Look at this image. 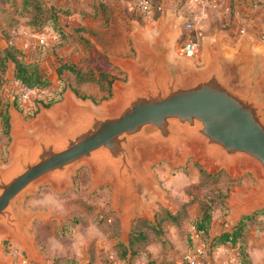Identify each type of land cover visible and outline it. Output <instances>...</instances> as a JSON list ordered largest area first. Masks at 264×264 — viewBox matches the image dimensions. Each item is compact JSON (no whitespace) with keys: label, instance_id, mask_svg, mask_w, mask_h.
Masks as SVG:
<instances>
[{"label":"water","instance_id":"95a60500","mask_svg":"<svg viewBox=\"0 0 264 264\" xmlns=\"http://www.w3.org/2000/svg\"><path fill=\"white\" fill-rule=\"evenodd\" d=\"M172 34L162 27L151 36L135 35L134 58L116 62L127 80L114 86L105 104L79 100L68 88L54 110L40 109L28 124L10 100L8 156L0 162V234L15 247L34 255L26 230L38 213L20 210V200L43 183L62 191L82 164L89 165L94 185L109 180L123 227L132 214L145 213L160 197L146 153L165 151L181 163L193 147L209 168H248L260 184L235 194L233 218L264 205V53L249 40L227 52L219 39L201 36L197 65L176 56ZM0 264H7L1 256Z\"/></svg>","mask_w":264,"mask_h":264},{"label":"rangeland","instance_id":"374dc122","mask_svg":"<svg viewBox=\"0 0 264 264\" xmlns=\"http://www.w3.org/2000/svg\"><path fill=\"white\" fill-rule=\"evenodd\" d=\"M97 1L43 0L44 5L48 6L51 2L60 9L59 23L63 25L67 20L70 23L68 16L72 7L75 10L80 7L86 9L82 3ZM153 1L148 13H140L135 0L122 10H130L133 16L147 18L158 12L162 3L161 0ZM21 3L22 0H0V48L15 45L22 49L24 59L37 62L42 74L49 80L46 87L38 88L30 104L23 107L16 80H13V75L11 78L5 74L1 96L14 102V109L21 118L31 124L40 109L54 110L59 99L51 106H46L45 102L63 86L61 95L69 88L76 98L88 100L96 106L111 100L114 86L127 80L126 72L117 65L116 60L135 56L134 39L126 36V30L117 25L116 14L110 10L98 16L96 13L83 15L80 21H88L85 23L94 31V38H83L77 30H73L61 42L59 40L65 46L54 51L51 46L58 38L44 30V22L30 23L33 10H25ZM180 9L190 12L186 7ZM194 12L200 14L201 19L196 24L202 30V20L208 19L209 9ZM217 26L220 30L228 29L224 23ZM45 31L48 34L46 42L37 44L38 36ZM177 44L176 56L190 59L181 55L180 43ZM193 60L200 65L202 53ZM62 62L66 65L58 73ZM102 74L107 75L109 84ZM0 132V162H5L10 143L9 125L4 128L1 119ZM144 158L150 175L158 184L160 197L149 202L145 213L132 214L125 227L122 226L120 213L112 206L109 180L94 185L89 165L82 164L73 172L70 184L65 185L62 191L43 183L36 192L26 195L18 203L20 210L38 213L26 230L34 249L33 258L1 234L0 256L7 264H21V257L36 264H110L108 256L113 253L117 259L121 256L118 259L121 264H184L187 263L184 255L191 246L188 242L190 237L192 241L206 246L202 240L204 238L196 236L192 228L202 212L207 210L212 215L210 238L213 233L228 229L239 221L233 218L229 207L235 194H245L260 184V180L248 168L233 173L222 165L207 167L201 154L193 147L185 151L181 163H174L165 151L146 153ZM240 217H245L243 240L251 263L264 264V243L261 241L264 236V205L248 214H240ZM230 249L234 254L230 250V257L217 264L234 263L238 259L237 249ZM213 251L209 253L203 249L201 258L204 264L214 263Z\"/></svg>","mask_w":264,"mask_h":264},{"label":"crops","instance_id":"0c3cea01","mask_svg":"<svg viewBox=\"0 0 264 264\" xmlns=\"http://www.w3.org/2000/svg\"><path fill=\"white\" fill-rule=\"evenodd\" d=\"M161 1L162 3L157 9L159 11L154 13L153 16L149 15L147 18L133 16V13L130 10H122L126 9V6L129 7L133 0H98L95 3L92 2V4L85 2L82 4L87 7L86 9L80 7L78 10H75L72 7L70 9V15L68 16L71 20L70 23L67 20L66 25L60 24L67 33L77 30L83 38H94V31L85 23L87 20L85 22L83 20L80 21V18L87 13H96L98 16L101 12L104 14L106 12L109 13L111 10L113 14H116L118 19L117 25L121 27L122 30H126V36L133 39L137 33L151 36L152 34H156L160 29H162V27H167V29L173 33L172 49L175 53L178 49L177 43L179 42L180 46H182L188 40L192 31L184 28V21H179V16H185L186 13L176 6L173 0ZM210 2L211 7L208 12L209 16L207 17V20H202L204 21L201 25L202 30L197 25L195 26L199 29L203 38L210 39L215 37L219 39L222 42L223 47L229 52L239 51L249 40L252 42L255 49L264 53V39L260 38V31L264 29V0H210ZM48 5H51V2ZM198 19L200 20L201 18L197 15L196 20ZM220 23L228 25V29L220 30L217 26ZM239 29L244 32L241 33ZM53 36L55 37V35ZM63 46H65V43L59 47ZM134 47L135 42L133 41V48ZM200 53H202L201 48ZM189 58L191 61H194L193 57ZM121 60L124 59L120 58L118 61ZM118 61L116 60V62ZM6 75L9 77L13 75L12 64H9ZM225 229H221L219 231ZM212 235H216V232ZM230 250L231 249L228 246L217 247L213 251V264H217L218 262L220 263L230 257ZM232 254H234L233 251Z\"/></svg>","mask_w":264,"mask_h":264},{"label":"trees","instance_id":"16d2710c","mask_svg":"<svg viewBox=\"0 0 264 264\" xmlns=\"http://www.w3.org/2000/svg\"><path fill=\"white\" fill-rule=\"evenodd\" d=\"M22 0V7L25 10L31 8L32 19L30 23L34 22H44V30H48L58 38V41L54 43L51 47L55 51L57 47L61 45V39L67 37V32L62 28L59 23V13L61 12L59 8L54 5H44L43 0ZM29 5V6H28ZM21 7V8H22ZM43 14V15H42ZM190 20L191 15L186 14ZM46 23V24H45ZM48 23V24H47ZM47 28V29H45ZM9 64H12L13 69V79L18 81L24 86L43 88L49 84V80L42 74L39 69L38 63L33 61H26L24 59L23 50L16 47L15 45H7L4 48H0V119L3 121L4 128H8L7 119V106L9 101L1 96V84L6 79L5 74L7 72ZM65 63H61L58 73H61L64 69ZM103 75V74H102ZM106 83H110V80L106 79L107 75L102 76ZM64 87V86H63ZM63 87L57 91L54 97L49 98L45 105H50L51 103L60 99L61 91ZM17 100H15V105L17 106ZM171 217L173 215L170 214ZM212 215L210 211L204 210L196 221L192 224V228L199 233L204 239L206 244L205 249L209 253L220 246H228L230 248H236L238 251V261L239 264H252L249 254L246 250L245 243L243 240V232L245 227V217H242L237 223L228 229L222 230L216 235L209 238L210 228H211ZM131 236V234H130ZM190 248L194 247V241L191 237L189 239ZM131 243V240H129ZM121 257V256H120ZM119 257V258H120ZM118 258V259H119ZM165 264H176V263H165ZM184 264H188L185 263Z\"/></svg>","mask_w":264,"mask_h":264},{"label":"built area","instance_id":"2783aa9c","mask_svg":"<svg viewBox=\"0 0 264 264\" xmlns=\"http://www.w3.org/2000/svg\"><path fill=\"white\" fill-rule=\"evenodd\" d=\"M177 7L183 8L186 7L190 12H185L186 14L191 15V19L185 14L187 19L183 22V26L187 30L192 31V35L188 37V40L181 46L180 52L181 55H185L188 57H197L200 53L201 48V33L198 28L195 26L196 24V14L194 10L197 11H204L208 10L211 7L210 0H173ZM153 0H135V6L137 9L140 10V13H148L151 7L153 6ZM140 15V14H139ZM200 16V14L198 15ZM243 30H240L242 32ZM47 33L42 32L38 38H37V44L43 45L47 40ZM50 35V34H49ZM54 34H51L52 37ZM260 38L264 39V29L260 31ZM16 84H18L19 88V99L20 103L23 107L27 106L31 102V98L35 94V92L38 90V88L34 87H27L16 81ZM196 236H199V233L194 231ZM194 241V240H193ZM202 243V242H201ZM203 244V243H202ZM204 244L201 245L196 240L194 241V247L189 248L188 251L184 255V259L188 264H204L202 261V253L203 249H205V246L203 248ZM110 264H121V261L118 260L113 253L109 254L108 256ZM21 264H36L30 262L27 258L21 257L20 258ZM205 264H210L209 262H206ZM228 264H239L238 259L235 260L234 263H228Z\"/></svg>","mask_w":264,"mask_h":264}]
</instances>
